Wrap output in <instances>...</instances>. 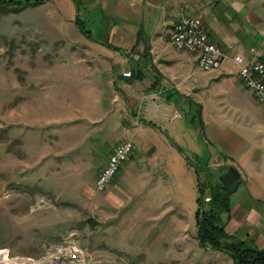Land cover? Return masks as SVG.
Wrapping results in <instances>:
<instances>
[{
	"label": "crops",
	"instance_id": "0c3cea01",
	"mask_svg": "<svg viewBox=\"0 0 264 264\" xmlns=\"http://www.w3.org/2000/svg\"><path fill=\"white\" fill-rule=\"evenodd\" d=\"M84 4L89 21L104 24L110 41L121 49L83 33L84 41L76 42L77 58L72 54L70 61L49 64L46 74L29 85L16 83L29 99L15 108L29 120L32 132L31 158L25 165L38 168L34 172L39 176L32 172L20 181L34 183L43 171L52 173V167L67 169L50 181L57 185L54 189L62 190L58 192L65 202L84 205L101 222L124 214L128 230L142 232L128 248L129 254L139 255L133 264L213 262L221 255L233 262L227 253L202 246L197 222L184 221L185 210L197 213L199 208L198 170L199 180L192 179L189 197L166 196L150 188L152 167L181 165L186 159L181 147L186 145L206 161L207 172L210 159L219 156L245 160L246 170L235 161L242 180L231 194L226 229L241 238L251 236L264 248V105L241 80L232 57L238 52L264 60V0H84ZM88 10L95 11L94 16ZM183 13L202 15L210 38L227 50L230 56L221 69H201L196 53L171 42L170 29ZM129 70L135 75H126ZM24 102L30 110H24ZM176 111L180 115L175 118ZM196 113L197 120L192 117ZM125 140L133 141V152L107 189L97 190L99 172ZM136 151L146 155L136 159ZM78 165L84 187L75 199L60 184Z\"/></svg>",
	"mask_w": 264,
	"mask_h": 264
},
{
	"label": "rangeland",
	"instance_id": "374dc122",
	"mask_svg": "<svg viewBox=\"0 0 264 264\" xmlns=\"http://www.w3.org/2000/svg\"><path fill=\"white\" fill-rule=\"evenodd\" d=\"M84 11V8L78 11L73 0H46L9 13L0 10V250L5 249L10 258H15V262L11 264H18L16 261L22 260V264H56L55 255L62 246L81 249L87 264H133V260L139 258L138 254H129L128 248L131 247L134 236L138 240L140 231L128 230L124 214L115 220L105 219L101 222L84 205L71 203L70 199L65 202L64 196L58 192L62 190L54 189L57 185L50 184V181L57 177L56 173L61 176L67 169L52 167V173L45 174L43 171L41 178L34 183L25 184L20 181L22 178L27 180L38 168L25 165L31 158L28 140L32 132L29 120L27 122L21 118V113H16L15 108L22 99H29L26 97L28 93L21 94L20 88L15 85H29L30 80L46 74L49 64L70 61L72 54L75 58L79 56V43L76 42H83L85 38L76 21L79 14L87 20L88 27L93 26ZM90 11L88 10V15L94 16L95 11ZM104 18L111 19L108 16ZM71 48L76 50L69 51ZM24 87L29 90V86ZM16 90L19 93L15 94ZM23 104H26L24 110H30L29 103ZM198 114L200 115L192 114V117L197 120ZM165 133L169 135L168 131ZM181 148L183 158H186L181 165L177 162L171 168L161 164L152 167V191L165 192L166 196L181 193L189 197L192 194V179L199 180L198 170L205 189L204 206L207 207L206 201L211 196V182L219 180L218 168L237 165L235 163L238 162L246 170L242 164L246 163L245 160L235 162L219 156L218 160L210 159L211 175L207 172L206 161L198 159L190 146ZM262 153L261 158L264 159V152ZM143 154L146 155V152L136 151L135 158L142 159ZM222 161L224 164L220 166L218 163ZM252 161L248 160V163ZM81 168L79 165L70 168L60 184L66 195L75 199L80 198L84 187L80 183ZM253 169L254 167L248 170ZM33 174L39 178L37 172ZM82 176L85 178V173ZM197 190L198 186L195 187L196 192ZM188 212H183L184 221L187 219L191 225L195 224L196 210ZM141 227H144V223ZM143 263L140 261L135 264ZM183 264L233 262L221 255L216 256L213 262L202 259L201 263L194 261Z\"/></svg>",
	"mask_w": 264,
	"mask_h": 264
},
{
	"label": "built area",
	"instance_id": "2783aa9c",
	"mask_svg": "<svg viewBox=\"0 0 264 264\" xmlns=\"http://www.w3.org/2000/svg\"><path fill=\"white\" fill-rule=\"evenodd\" d=\"M169 33L176 48L197 54L199 66L205 71L221 69L224 61L230 56L223 46L210 38L205 29L204 18L200 14H180ZM232 57L239 67L241 80L264 105V60L259 57L248 58L238 52ZM125 74L132 75V71H126ZM179 115V111L174 113L175 118ZM133 149L134 143L131 140L122 141L114 148L97 176V190L107 189ZM55 256L56 264H87L84 252L77 247L62 246ZM14 259L9 257L5 249L0 250V264L14 263ZM22 261L16 262L22 264Z\"/></svg>",
	"mask_w": 264,
	"mask_h": 264
},
{
	"label": "trees",
	"instance_id": "16d2710c",
	"mask_svg": "<svg viewBox=\"0 0 264 264\" xmlns=\"http://www.w3.org/2000/svg\"><path fill=\"white\" fill-rule=\"evenodd\" d=\"M46 0H0V10L3 13L20 11L27 6L37 5ZM77 4L78 11L85 9L84 0H73ZM80 30L88 37L101 41L103 44L120 50L119 46L113 44L109 39L108 29L104 24L90 21L93 26L88 27L87 20L77 17ZM135 75V70L132 72ZM139 75L142 76L141 69ZM209 174L213 175L209 170ZM199 208L197 210L198 238L200 244L206 248L227 253L234 264H264V248L259 247L251 236L241 238L229 233L226 224L231 218V195L220 180L211 182V196L204 202V184L199 180Z\"/></svg>",
	"mask_w": 264,
	"mask_h": 264
},
{
	"label": "water",
	"instance_id": "95a60500",
	"mask_svg": "<svg viewBox=\"0 0 264 264\" xmlns=\"http://www.w3.org/2000/svg\"><path fill=\"white\" fill-rule=\"evenodd\" d=\"M136 72H138L139 64L134 61ZM217 175L221 183L226 189V193L231 195L235 192L242 180V173L235 165H227L217 169Z\"/></svg>",
	"mask_w": 264,
	"mask_h": 264
},
{
	"label": "bare ground",
	"instance_id": "6f19581e",
	"mask_svg": "<svg viewBox=\"0 0 264 264\" xmlns=\"http://www.w3.org/2000/svg\"><path fill=\"white\" fill-rule=\"evenodd\" d=\"M139 234H141L140 232H139ZM139 237V236H138Z\"/></svg>",
	"mask_w": 264,
	"mask_h": 264
}]
</instances>
